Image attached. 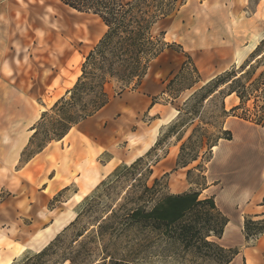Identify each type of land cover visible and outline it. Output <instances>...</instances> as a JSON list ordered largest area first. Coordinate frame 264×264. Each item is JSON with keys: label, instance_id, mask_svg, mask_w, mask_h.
Listing matches in <instances>:
<instances>
[{"label": "rangeland", "instance_id": "374dc122", "mask_svg": "<svg viewBox=\"0 0 264 264\" xmlns=\"http://www.w3.org/2000/svg\"><path fill=\"white\" fill-rule=\"evenodd\" d=\"M214 1L221 5L207 7L206 4L203 8L199 6L203 0H178L174 13L185 6L181 11L186 24L201 9L214 8L215 20L210 23L212 28L206 33L207 39L218 44L221 40H229L225 37L229 24L226 11L232 13L233 7L232 0H212V3ZM240 1L244 3V0ZM42 3L41 8L30 4L18 7L12 5L11 20L2 23L4 31L0 33V239L3 237L2 226L7 222L5 216L15 206L10 188L15 190L22 184L26 191L21 204L24 223L20 228L13 224L9 241L20 255L13 264H41L35 258L40 252L24 246L33 245L37 238L35 234L43 232L46 235L54 227L53 220L67 211L76 212V218L81 214V219L53 249L51 253L55 255L43 260L45 264H64L60 260L62 255L68 258L78 252L91 254L92 259L97 261L104 256H113L131 264H219L216 249L204 246L199 240L187 249L148 229H126L123 223L125 212L121 206L126 203L128 209L134 207L133 199L144 192V185L154 187L155 179L159 181L154 192L155 198L188 192L202 194L213 147L226 138L225 132L230 124L242 120L264 127V37L261 40L254 33L241 34V46L244 48L252 44L246 50L252 52L247 55L246 51H237L236 66L224 72L228 73L224 82L232 80L233 76L241 79L239 90L244 96L242 102L236 93L228 96L232 81L219 85L221 87L212 95L208 90L192 98L206 84L199 85V73L188 61L189 54L196 62L201 60L205 65L212 63L211 57L203 54V51L199 53L197 47L178 40L177 36L170 34L166 38L164 34L162 41L172 46L164 61L173 72L181 69L174 78L168 80L165 95L157 98L160 107L156 112L132 117L133 135H128L127 145L120 144L122 152L118 153L120 156L131 153L127 164L131 166L139 158L133 163L129 160L142 152L141 144L147 137L148 144L154 143L149 149L152 151L148 150L141 157H144L142 162L133 170L120 166L87 197L83 198L85 193L78 188L82 183L76 173L71 178L79 183L78 186H71L56 195L55 189L47 187L52 171L57 169L56 178L61 180L64 178L61 169H68L70 164L67 161L62 163L59 156L51 152L33 155L37 144L24 157L23 152L42 114L52 109L62 98H69L67 93L81 77L82 66L102 38L105 28L96 17L79 14L57 0H42ZM257 3L259 0H252L247 17L255 11ZM66 28L70 29L71 35H63ZM163 28L165 24L160 23L154 29V35L159 33L158 36H161ZM48 32L51 34L49 38L45 37ZM59 34L63 42L58 39ZM255 43H258V50ZM190 49L197 52H191ZM239 53L243 58L241 64L237 63ZM220 57L223 58V55L217 56V60ZM107 90L111 98H117L119 86L115 82L108 84ZM132 90L130 88L126 92ZM202 96L208 97L204 100ZM20 114L23 116L20 117ZM79 125L63 140L54 141L47 148L59 150L62 145L67 148L69 144L80 141L79 138L87 142L80 134ZM127 125L130 127L129 123ZM24 142H27L25 148L19 151ZM109 158L110 155L105 156V159ZM167 158L169 160L164 165L168 167L167 174L150 175L149 171ZM200 199L207 198L201 195ZM113 210L118 211V215L107 222ZM100 226L104 227L103 237ZM78 234H83V237L76 241ZM209 241L219 244L216 238H210Z\"/></svg>", "mask_w": 264, "mask_h": 264}, {"label": "crops", "instance_id": "0c3cea01", "mask_svg": "<svg viewBox=\"0 0 264 264\" xmlns=\"http://www.w3.org/2000/svg\"><path fill=\"white\" fill-rule=\"evenodd\" d=\"M211 3L212 0L209 3L203 0L199 6L204 8L206 4H208L207 7L221 5L216 1ZM22 4L40 6V8L43 5L42 0H0V33L4 31L2 23L11 20V6L18 7ZM251 4L252 0H244V3H241L240 0H232V13L226 11L229 24L225 30V37L229 40H221V42H217L218 44H213L209 38L207 39L208 34L206 33L212 28L210 23L215 20L214 8L201 9V12L194 14V17L185 24L181 11L184 6L180 11L159 22L154 29L160 23L165 24V28L160 33H164L166 38L170 34L173 37L177 36L178 40L186 41L189 46L193 44L192 47H197L199 53L203 51V54L210 55L212 63L205 65L201 60L196 62L189 54L199 73V85H205L231 67L236 66L237 51H246L252 46V44H248L244 48L241 46L239 39L241 34L254 33L256 38L259 37L261 40L264 37V0H259L255 11L247 17V10L251 9ZM105 32L106 28L102 35ZM158 35L160 34L156 33L154 36ZM173 42H177V40H173ZM257 46L258 43H255L256 48ZM201 47L202 49H200ZM190 51L197 52L193 49ZM251 52L246 51V54L249 55ZM167 54L168 50L151 63L146 77L137 90L125 92L117 98L112 97L110 103L97 115L79 125L81 126L80 134L87 142L79 138L80 141L69 144L67 148L62 145L59 150L46 148L43 151V153L51 152L59 156L62 163L67 161L70 164L68 169H61L60 172L64 177L61 180L56 178L57 169L52 171L50 185L47 187L51 186L55 189L56 195L71 186H78L79 183L71 178L73 173H76V177L82 183L78 188L85 193L83 198L87 197L116 169L128 164L131 153L128 155L123 153L120 156L118 152H122L120 144L126 143L127 145L128 135H133L132 117L145 112L149 114L156 112L160 107V104L156 102L157 98L165 95L168 80L174 78L181 69L180 67L179 70L173 72V69L164 61ZM220 55H223V58L220 57L217 60L216 57ZM22 116L20 114V117ZM128 123L130 127H128ZM227 131L232 133V140H221L214 147L217 151L213 150L206 172V187L201 195L206 198H214L217 208L228 219L224 234L221 239H218V242L224 249L239 251L230 264H264V234L258 239L248 242L244 233L246 218L251 216L256 220L264 219V127L237 120L230 124ZM26 144L27 142H24L19 147V151L25 148ZM153 144H148L147 137L141 144L142 152L136 154L129 162L133 163L144 156ZM108 155L110 158L105 159V156ZM115 156L117 157L115 158ZM168 160L167 158L157 163L153 167V175L167 174L168 167L165 168L164 165ZM9 193L12 195L11 198L14 200L15 206L7 212L8 215L5 216L7 222L2 226L0 264L16 263L20 257L9 241L12 236L13 224L20 228L25 220L21 204L26 191L23 190L22 184L15 190L10 188ZM76 216L74 211L59 214L58 218L53 220L54 227L48 230L46 235L43 232L39 235L35 234L37 238L33 243L34 246L25 245L24 247H28L29 250L34 249L37 253L41 252L76 219ZM49 234H54V236L50 240H46L45 238Z\"/></svg>", "mask_w": 264, "mask_h": 264}, {"label": "trees", "instance_id": "16d2710c", "mask_svg": "<svg viewBox=\"0 0 264 264\" xmlns=\"http://www.w3.org/2000/svg\"><path fill=\"white\" fill-rule=\"evenodd\" d=\"M58 1L79 14L96 17L106 27V32L87 56L82 66L81 77L67 93L69 98H62L52 109L42 114L39 123L32 130L34 135L23 152V157L36 144L37 148L33 155L43 152L52 142L63 140L73 128L97 115L111 101V95L107 90V85L111 82L119 86L117 96L130 88L133 89L132 91L137 90L146 77L151 63L172 48L162 41L164 33L155 37L153 30L159 22L174 13L178 0ZM188 61L194 67L190 57ZM194 70L197 72L195 67ZM226 74L228 76V73H224L208 82L192 98H197L208 90L212 95L218 91L219 87L232 81L228 96L236 93L243 102L244 96L239 90L241 79L233 76L232 80L224 82ZM207 97H204V100ZM225 135L226 138L223 140H232L230 131H226ZM143 158L138 159L131 166H124L133 170L138 167ZM149 173L152 175L153 170ZM158 184L159 181L155 179L154 187L148 188L144 185V192L133 199L134 207L131 209L127 208L126 203L121 206L125 212L123 223L126 229L138 227L148 229L164 235L173 244L187 249L192 247L194 241L199 240L204 246L216 249L219 264H230L239 251L227 250L218 243L209 241L210 238L221 239L228 224V219L219 211L214 198L201 200L199 192L155 198L154 192ZM117 215L118 211L113 210L106 221H112ZM80 219L81 214L35 258L42 262L41 264H45L43 260L55 255L51 253L53 249L70 230L78 225ZM100 229L103 237L104 227L100 226ZM244 233L248 242L258 239L264 234V219L254 221V218H246ZM82 237L83 234H78L76 241ZM64 256L62 255L60 259L64 264H131L113 256H104L97 261L92 259L91 254L82 252L68 258ZM108 259L110 260L107 261Z\"/></svg>", "mask_w": 264, "mask_h": 264}, {"label": "bare ground", "instance_id": "6f19581e", "mask_svg": "<svg viewBox=\"0 0 264 264\" xmlns=\"http://www.w3.org/2000/svg\"><path fill=\"white\" fill-rule=\"evenodd\" d=\"M100 21V20H99ZM100 23L103 25V23L100 21ZM103 27L104 28H106L104 25H103ZM64 32H63V35H71L70 33V29H68V28H66L65 30H63ZM45 37H47V38H49V37H51V34H50V32H48L47 33V35H45ZM58 39L60 40V41H62L63 42V38H62V35H60L59 34V36H58ZM254 52V51H253ZM243 56V55H242ZM242 57H241V53H239L238 54V58H237V63L238 64H241V62H242ZM178 115V114H177ZM176 117V116H175ZM174 117V118H175ZM173 120V119H172ZM163 121V120H162ZM161 122V121H160ZM164 125V124H163ZM162 125V126H163ZM160 128H161V126H160ZM158 139V138H157ZM213 150H216L217 151V149H215V148H213ZM150 151V150H149ZM140 159V158H139ZM135 162V161H134ZM133 165V164H132ZM76 213V212H75ZM74 222V221H73ZM62 226V225H61ZM61 226H59V227H61ZM55 234V233H54ZM54 234H49L48 235V237L46 238V240H50L53 236H54ZM45 249V248H44Z\"/></svg>", "mask_w": 264, "mask_h": 264}]
</instances>
